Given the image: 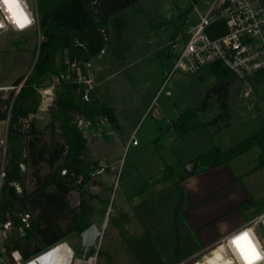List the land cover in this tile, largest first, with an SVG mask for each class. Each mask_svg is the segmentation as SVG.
<instances>
[{
    "label": "rangeland",
    "instance_id": "1",
    "mask_svg": "<svg viewBox=\"0 0 264 264\" xmlns=\"http://www.w3.org/2000/svg\"><path fill=\"white\" fill-rule=\"evenodd\" d=\"M190 1L139 0L136 5L127 7L119 13L127 22L121 40H114L113 30L109 27L107 46L90 60V67L84 68L93 82L89 100L112 108L115 118V127L102 118L95 119L92 132L85 137L87 145H90L88 157L104 161L100 163L103 172L94 173L95 185L87 189L91 195L88 222L101 231L95 264H132L125 257L126 250L140 233L132 214L133 206L153 194L154 190L181 179L191 169L196 175L194 184L222 188L216 195L223 198V203L227 201L228 205H235L249 201L230 210L227 219L237 220L239 216L248 219L264 211V74L256 75L247 83L237 82L230 76L227 116L222 115L216 123L212 121L221 113L214 99H210L207 111L199 113L193 120L200 131L184 136L183 133H168L166 130V120L172 118L173 121L176 116L198 107L206 91L217 82L212 72L214 64L195 72L178 69L171 73L175 54L196 21L194 8L204 13L212 0L198 2L181 24L177 16ZM27 2L32 8V1ZM222 32L220 24L209 29L211 36ZM41 41V36L34 32H7L0 36V87L7 88L0 92V97L8 96L18 78H23L22 83L30 74ZM65 60V52H59L58 70L62 71ZM42 83L44 87L41 90H46L43 96L47 98L39 100L41 95L37 93L35 122L40 130L49 121L57 89L53 77L42 79ZM203 124L207 134L202 130ZM4 131L5 126L0 122V136ZM131 136L137 145L128 143ZM212 147L230 156L227 164L214 168H208L202 162H192V168L191 163L182 164L185 157L192 154L193 159L209 152ZM28 171L24 172L26 175L21 185L25 194L33 189ZM155 171L158 172L146 176ZM108 183L111 186L105 187ZM136 190L132 196L121 198L123 194H132ZM46 196L40 200L35 194L25 202V208L33 213L35 220L39 215L44 219L47 237L35 235L24 250L42 249L64 240L75 257H80L79 233H64L63 237L48 242L47 238L64 232L69 213L56 196H50L49 191ZM69 202L71 207L77 206L76 192L69 195ZM39 207H42L41 211Z\"/></svg>",
    "mask_w": 264,
    "mask_h": 264
},
{
    "label": "trees",
    "instance_id": "2",
    "mask_svg": "<svg viewBox=\"0 0 264 264\" xmlns=\"http://www.w3.org/2000/svg\"><path fill=\"white\" fill-rule=\"evenodd\" d=\"M138 1L36 0L42 37L38 56L18 93L14 96V91H11L5 98L0 97V121L7 118V108L10 106L4 159L5 182L1 194L3 210L14 211L16 205L23 206L29 197L53 187L72 214L67 234H80L90 225L88 217L91 208L88 201L91 195L87 189L95 185L93 176L100 164L88 157L87 141L75 121L77 117L90 122L102 118L109 124H115L114 110L93 99L83 101V85L76 83L74 76L61 78L66 66L62 71L57 69V55L65 52L66 61L80 67L90 62L107 46L109 27L113 30L114 40H121V33L127 28V22L119 13L136 5ZM200 1L202 0H191L187 8L177 16V21L182 24L186 15ZM213 66L212 72L217 82L206 91L203 101L198 107L189 109L170 121L168 127L178 133L195 130L198 125L193 120L199 113L207 111L210 99H214L221 113L212 123H216L222 115L227 116L226 99L230 74L220 62ZM263 74L264 71L257 76ZM46 77L56 80V99L54 108L49 113L48 123L40 130L34 117L38 109L36 89L44 87L42 79ZM22 79L18 78L13 86H17ZM229 160L230 156L227 157L216 147H212L208 154L199 155L191 162H202L208 168H214L227 164ZM21 163L29 170V183L33 189L25 194L23 187L22 194L17 195L10 184L23 186L26 173L20 172ZM61 171H65V174L62 175ZM72 192L78 194L76 207H71L69 202Z\"/></svg>",
    "mask_w": 264,
    "mask_h": 264
},
{
    "label": "built area",
    "instance_id": "3",
    "mask_svg": "<svg viewBox=\"0 0 264 264\" xmlns=\"http://www.w3.org/2000/svg\"><path fill=\"white\" fill-rule=\"evenodd\" d=\"M31 1L32 8L27 0H18L23 17L29 21L25 27L21 28L16 23V17L9 11L3 0H0V24L3 25L0 27V36L7 32H34L41 36L36 0ZM194 13L196 21L188 29L185 41L175 54L171 73L178 69L184 72H195L220 62L235 81L247 83L264 71V0H212L204 13H200L197 8H194ZM216 23H222L225 32L211 37L209 28ZM65 66L66 71L61 74V78L68 79L74 76L76 83L84 87L81 99L89 101L88 96L93 91V82L84 68L90 67V63H84L80 67L65 60ZM22 83L13 88L14 96ZM41 88L36 89V92L41 95L39 100L47 98L43 96L46 90ZM6 90L7 88L0 87V92ZM5 97L2 96V98ZM9 110L10 106L7 108V118L0 121L5 126V131L0 136V264H95L97 250L90 251L84 258L80 245V257H75L73 250L64 240L49 244L42 249L37 248L29 252L24 250L36 234V220L33 213L25 208V202L23 206L16 205L14 211L2 209L1 194L5 182L4 159ZM75 123L83 137L92 132V122L77 117ZM128 143L136 144L133 136ZM19 169L21 173H24L26 166L21 163ZM101 172L103 168L97 170L96 174ZM61 174H65V171H61ZM10 185L17 195L22 194L19 184L11 183ZM244 234H247V239L239 241V247L244 250L241 258L237 257L238 246L233 241ZM213 248L221 249L223 256L227 258V264H264V211L251 218L239 229L221 238L214 247L206 251L207 254L211 253ZM204 256L205 253L200 260ZM195 263L196 261L192 264Z\"/></svg>",
    "mask_w": 264,
    "mask_h": 264
},
{
    "label": "crops",
    "instance_id": "4",
    "mask_svg": "<svg viewBox=\"0 0 264 264\" xmlns=\"http://www.w3.org/2000/svg\"><path fill=\"white\" fill-rule=\"evenodd\" d=\"M217 24H220L223 28V32L220 34L222 35L225 32V27L222 23L213 24L211 27ZM211 66H208V68ZM171 120L172 118L168 119V121L166 120L165 123L168 133L175 132L174 129L168 127ZM112 126L115 127V124ZM203 128L202 130L207 134ZM200 130L196 128L193 131ZM183 135H192V131L183 133ZM183 135L178 136L182 137ZM89 146L88 149L90 151ZM92 160L98 161L99 164L104 162L100 158L92 157ZM191 160L192 154L190 157H185L182 164L192 163ZM105 162L108 163V161ZM167 164L169 167L171 166V163ZM114 171L115 168L113 167V171L110 174L113 175ZM158 171L151 172L146 176H152ZM194 178H196V175H193L192 172L186 173L181 179L161 189L154 190L153 194L148 195L133 206L132 214L140 227V233L139 237L135 238L126 250L125 257L130 259L132 264H192L207 250L214 247L221 238L239 229L254 217L247 219L239 216L237 220L227 219L226 215L230 210L242 207L245 202L247 204L249 201H244L241 204L236 203L235 205L231 203L228 205L227 201L223 203V198L216 195L222 188H211L208 184H194ZM140 183L142 184V182ZM105 185V187H108L110 184ZM51 189L54 188L48 187L36 195L40 197V200L47 197L46 192L48 191L50 196L54 198L56 196L60 205L67 208L69 220L64 232L50 237L51 239L47 238L48 242L53 240V238L59 239L63 237L64 233L67 234L72 220V214L68 206L57 191L54 189L51 192ZM136 192L137 190L133 191L132 194H123L121 198L132 196ZM39 208L41 211L42 207ZM43 223L44 219L40 218L39 215L36 218L35 235L38 238L40 236L45 239L47 232L43 227Z\"/></svg>",
    "mask_w": 264,
    "mask_h": 264
},
{
    "label": "water",
    "instance_id": "5",
    "mask_svg": "<svg viewBox=\"0 0 264 264\" xmlns=\"http://www.w3.org/2000/svg\"><path fill=\"white\" fill-rule=\"evenodd\" d=\"M192 165L194 164L191 163V168ZM191 172L192 169L190 173ZM100 235H101L100 229L94 224H90L87 228H85L82 232H80L79 238H80L82 256L84 258L87 257L90 251L97 250V240L100 237Z\"/></svg>",
    "mask_w": 264,
    "mask_h": 264
},
{
    "label": "snow or ice",
    "instance_id": "6",
    "mask_svg": "<svg viewBox=\"0 0 264 264\" xmlns=\"http://www.w3.org/2000/svg\"><path fill=\"white\" fill-rule=\"evenodd\" d=\"M3 3L7 5L10 12L13 13V16L16 17V23L19 27L23 28L27 23H29L26 17H23L22 10L19 7L18 0H3ZM241 239H247V234H244L242 237H237L233 243H236L239 247V241Z\"/></svg>",
    "mask_w": 264,
    "mask_h": 264
},
{
    "label": "bare ground",
    "instance_id": "7",
    "mask_svg": "<svg viewBox=\"0 0 264 264\" xmlns=\"http://www.w3.org/2000/svg\"><path fill=\"white\" fill-rule=\"evenodd\" d=\"M237 251L239 254L237 257L239 256L242 258L244 250L238 247ZM195 264H227V258L223 256L220 248H213L211 253L206 254L203 259L196 261Z\"/></svg>",
    "mask_w": 264,
    "mask_h": 264
},
{
    "label": "clouds",
    "instance_id": "8",
    "mask_svg": "<svg viewBox=\"0 0 264 264\" xmlns=\"http://www.w3.org/2000/svg\"><path fill=\"white\" fill-rule=\"evenodd\" d=\"M0 27H3V25H2V24H0Z\"/></svg>",
    "mask_w": 264,
    "mask_h": 264
}]
</instances>
